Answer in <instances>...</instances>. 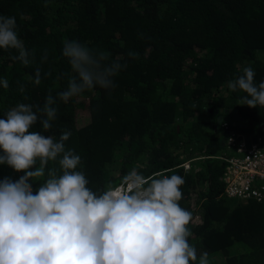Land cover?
<instances>
[{"label":"trees","instance_id":"16d2710c","mask_svg":"<svg viewBox=\"0 0 264 264\" xmlns=\"http://www.w3.org/2000/svg\"><path fill=\"white\" fill-rule=\"evenodd\" d=\"M0 15L14 16L25 47L36 51L24 67L0 50V79L9 82L0 87V118L17 103L42 107L66 89V40L127 65L113 89L57 100V119L44 134L71 130L66 148L80 155L93 190L119 184L133 167L146 177L182 176L179 203L192 213L198 253L211 264H264V201L227 197L218 158L232 132L247 142L264 136V108L238 104L244 94L227 88L246 66L255 83L264 81V0H0ZM37 67L39 85L28 80ZM33 130L43 132L39 123ZM22 174L0 165V180Z\"/></svg>","mask_w":264,"mask_h":264},{"label":"clouds","instance_id":"9594fccd","mask_svg":"<svg viewBox=\"0 0 264 264\" xmlns=\"http://www.w3.org/2000/svg\"><path fill=\"white\" fill-rule=\"evenodd\" d=\"M0 50L13 51L11 58L24 67L36 59L14 16L0 15ZM61 56L71 69L66 89L47 95L42 107L17 103L0 118V165L23 173L0 180V264H211L190 242L192 213L179 203L182 176L146 177L133 167L119 184L93 190L80 155L66 148L71 130L58 138L44 134L57 119V100L67 103L97 86L113 89V78L127 66L107 63L106 55L76 40L64 41ZM48 58L44 50L41 63ZM255 75L246 66L227 88L244 94L238 104L264 108V81L255 83ZM28 80L41 83L39 67ZM0 87H9L6 78ZM18 91L25 92L23 83ZM37 123L43 132L33 130Z\"/></svg>","mask_w":264,"mask_h":264},{"label":"built area","instance_id":"2783aa9c","mask_svg":"<svg viewBox=\"0 0 264 264\" xmlns=\"http://www.w3.org/2000/svg\"><path fill=\"white\" fill-rule=\"evenodd\" d=\"M225 145L224 154L218 156L224 162L220 177L224 194L241 201H264V136L247 142L232 132Z\"/></svg>","mask_w":264,"mask_h":264},{"label":"rangeland","instance_id":"374dc122","mask_svg":"<svg viewBox=\"0 0 264 264\" xmlns=\"http://www.w3.org/2000/svg\"><path fill=\"white\" fill-rule=\"evenodd\" d=\"M224 118H232L233 116H229V115H224ZM196 220L199 219V214H197V216L195 217Z\"/></svg>","mask_w":264,"mask_h":264}]
</instances>
